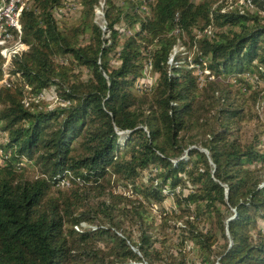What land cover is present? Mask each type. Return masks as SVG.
<instances>
[{
    "label": "trees",
    "instance_id": "trees-1",
    "mask_svg": "<svg viewBox=\"0 0 264 264\" xmlns=\"http://www.w3.org/2000/svg\"><path fill=\"white\" fill-rule=\"evenodd\" d=\"M66 1L22 10L30 47L0 84V264H264V140L236 134V96L263 91L264 0H77L76 24Z\"/></svg>",
    "mask_w": 264,
    "mask_h": 264
},
{
    "label": "rangeland",
    "instance_id": "rangeland-1",
    "mask_svg": "<svg viewBox=\"0 0 264 264\" xmlns=\"http://www.w3.org/2000/svg\"><path fill=\"white\" fill-rule=\"evenodd\" d=\"M220 1V0H219ZM227 5H233L232 7H234L235 3L231 2V0H227ZM103 1L101 2L100 6H96L95 7V16H94V20L99 24V25H103V20H104V12H103ZM102 12V14L97 12ZM54 13L56 15V17L62 18L63 20H65L66 24H76L78 21V17L80 15V7L78 5V1L77 0H67L64 4L63 7L61 8H57L54 10ZM120 31L122 33H130V30H127L124 27H120L119 28ZM87 34L83 35V39L87 38ZM108 36V33L105 34V37ZM181 42V45L183 46V49H180L181 45L176 44L175 47L173 48V51L171 53V56L169 58V62L172 63L174 60V56L178 53H186V46ZM64 62L66 63L68 60L67 59H62V58H58L56 59L57 62ZM188 67L192 69L193 74H195L198 77V80L202 83L205 75L209 74V71L207 69H201V67L192 62L191 58H188ZM154 78L155 76L153 75V73L150 70V67L148 66V68L145 69L144 72V77L142 79H144L147 82L151 83V87L153 85L154 82ZM210 79L213 78L211 75L209 77ZM141 79V80H142ZM229 80H222L227 82ZM232 81V79L230 80ZM221 87H223V84L221 85ZM261 88L258 87L257 90L259 91ZM144 89L140 90V89H135L134 87V91L135 92H141ZM260 92V91H259ZM233 95H236L235 92H232ZM45 101V105L48 107H53L55 105L56 102V96L54 92H51V90H47L45 91V97L43 98ZM245 99V100H244ZM236 100L238 102V104H242L241 106L243 107V115L244 118L242 121H240L239 126L240 129H238L236 131V134L238 135V137L240 138L241 142L243 143H250L252 141H254L256 139V137H260L264 140V94L262 92L259 93V95L256 97L255 102H253L250 98L249 95L247 94L245 97H237L236 96ZM261 146V145H260ZM64 182V180L61 182V184ZM116 191H125L126 189H123V186L119 185L116 186L114 188ZM124 193H127V191H125ZM163 205L166 208H171V206L173 205L172 199H166L163 203ZM151 211L152 213L158 215L159 214V206L157 204H152L151 205ZM260 222V226H262V228H264V221H259ZM179 224V222L177 223ZM202 224H200V228H202ZM163 230V229H162ZM164 233L167 234V236L171 237V239H174V235L172 234L173 231L169 230L168 228H165L163 230ZM134 250H136L135 248H133ZM183 252L187 253V256L190 258L194 257V252L192 251V247L191 245H188L187 247H185V249L183 248ZM138 264H147L146 262H140Z\"/></svg>",
    "mask_w": 264,
    "mask_h": 264
},
{
    "label": "built area",
    "instance_id": "built-area-1",
    "mask_svg": "<svg viewBox=\"0 0 264 264\" xmlns=\"http://www.w3.org/2000/svg\"><path fill=\"white\" fill-rule=\"evenodd\" d=\"M30 1L31 0H0V56L2 58L3 69V77L0 80V84H7L13 59L19 54L29 50V44L23 40L21 14L22 10L28 7ZM239 3L244 4V1L239 0ZM98 13L103 15L101 11L97 12V14ZM100 26L105 30V20H103V25ZM205 32L210 33V30L207 29ZM177 44L181 45V42L178 40ZM180 49H183L182 45L180 46ZM262 85V93H264V82ZM150 87L151 83L144 79L140 80L135 85V89L140 90L148 89ZM40 97L44 98L45 92L40 94ZM62 184L67 185L68 183L64 181ZM85 227H87L85 223L74 225V228L78 231H82ZM92 228L94 229L95 227L92 226Z\"/></svg>",
    "mask_w": 264,
    "mask_h": 264
}]
</instances>
